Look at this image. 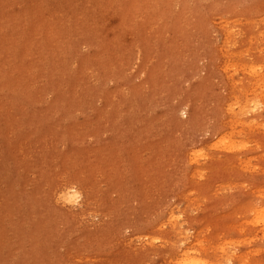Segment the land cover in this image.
I'll use <instances>...</instances> for the list:
<instances>
[{
	"label": "rangeland",
	"instance_id": "rangeland-1",
	"mask_svg": "<svg viewBox=\"0 0 264 264\" xmlns=\"http://www.w3.org/2000/svg\"><path fill=\"white\" fill-rule=\"evenodd\" d=\"M137 1L121 0L99 33L82 20L93 40L71 72L38 79L47 89L4 73L0 264H185V253L190 264H264L263 225L251 220L264 208V92H249L247 71L264 75V0ZM10 12L0 0V26ZM28 26L19 37L32 51L38 26ZM5 33L2 66L20 44ZM247 101L257 106L241 117ZM229 133L242 150L224 145ZM68 186L81 197L67 204L58 195Z\"/></svg>",
	"mask_w": 264,
	"mask_h": 264
},
{
	"label": "bare ground",
	"instance_id": "bare-ground-1",
	"mask_svg": "<svg viewBox=\"0 0 264 264\" xmlns=\"http://www.w3.org/2000/svg\"><path fill=\"white\" fill-rule=\"evenodd\" d=\"M120 1L121 0H5V7H9L10 9H11V12H10V14H11V16H12V18H11V20L9 21V23H7L6 25H2V26H0V42H1V39L2 40H6V39H9L10 38V36L9 35H7L5 32H7V31H10V32H12V35H14V36H17L19 39H20V44H19V46H18V48H17V52L16 53H14V52H7V56H6V60H5V65L4 66H2L3 65V63L1 62L0 64H1V66H2V69L0 68V90L1 91H4L3 90V88L5 89V87H6V89L7 90H10L9 89V86H10V84H7V86H5L4 84H5V82H3V78H4V73H6L7 72V77L8 78H11V74L16 70V69H18V70H20V72H24L25 74H30L29 76L30 77H32L33 79H34V81L33 82H31V78H30V82H31V84H33L34 83V87H33V90H37V92H40V89H47V88H45L44 86H42L40 83H39V81H38V79L39 78H41L42 79V76L43 77H47L48 76V78H50V79H55V78H59V74H60V72H62V70L64 69L65 71H66V73H68L70 70L69 69H71V68H73V63H74V61H75V58L77 57V56H79V53H80V48L82 47V45H84V44H86V42L88 41V42H90V41H92L93 40V38H91V35L88 33L89 32V30L87 31V29L85 28V26L84 25H82L81 24V21L82 20H87V21H90V23H91V26H90V29H91V31H92V28H93V30H95L96 29V31H97V33H99L98 31H103V30H101L102 28H104V26H101V24H102V21L104 20L105 21V19H107V23H108V20H110V19H112V18H116V16L118 15L117 13V10H119L120 9ZM139 1V0H138ZM137 1V2H138ZM144 1H147L148 2V0H144ZM134 2V1H133ZM142 2V1H141ZM135 3V2H134ZM139 3V2H138ZM143 3V2H142ZM124 4H125V2H124ZM141 3H139V5H140ZM148 4V3H147ZM132 6H133V3L131 4ZM20 6V7H19ZM119 6V7H118ZM131 6V7H132ZM30 9H29V8ZM134 8L136 7L137 8V6H133ZM132 7V8H133ZM142 7V6H141ZM118 8V9H117ZM133 8V9H134ZM123 9V8H122ZM133 9H132V11H133ZM138 9H139V7H138ZM5 9H3V11H4ZM137 10V9H136ZM121 11V10H120ZM128 11H129V9H128ZM139 11V10H138ZM134 13V12H133ZM133 13H131V15L133 14ZM136 14H138V13H136ZM132 17V16H131ZM124 18V17H123ZM41 19V21H42V23L40 24V23H38V21ZM127 19V18H126ZM135 19V18H134ZM113 20V19H112ZM118 20V19H117ZM40 21V22H41ZM30 23V24H35V25H37L38 27H36L37 29V31H36V34H33L34 35V37L33 38H29L28 37V42L32 45V51L30 50V47L29 46H27V45H24V43H23V41L21 40V38L19 37V35L21 34V33H23V31L27 34V36H28V34H29V26L27 27V23ZM127 22H128V20H127ZM133 22V21H132ZM122 23V22H121ZM123 23H125V21H123ZM129 23V22H128ZM131 23V22H130ZM118 24V23H117ZM118 25H120V24H118ZM117 25V28L119 27ZM123 25H125V24H123ZM129 25V24H128ZM127 25V26H128ZM31 26H34V25H31ZM99 26L101 27L100 29H99ZM121 26H122V24H121ZM34 27V28H35ZM105 27H106V25H105ZM132 27V26H131ZM95 28V29H94ZM105 29V28H104ZM108 29V28H107ZM121 29V28H120ZM128 29V28H127ZM133 29H134V27H133ZM226 30H227V28H225ZM115 30V32H117L118 33V31H120L121 32V30H118L117 31V29H114ZM114 30H111V28H110V31H114ZM124 30V29H123ZM132 30V29H131ZM35 31V30H34ZM108 31V30H107ZM129 31H130V29H129ZM233 31V30H232ZM231 31V32H232ZM112 32L110 33V34H112ZM125 32V31H124ZM14 33V34H13ZM38 33H41L42 34V36H43V38H42V41H38L37 39H36V37H37V34ZM232 33H234V32H232ZM101 34V33H100ZM102 34H104L103 32H102ZM46 35H50L51 36V38L53 39H51V42H52V46H50V45H48L47 44V42H46V40L44 39V37L46 36ZM108 35H109V33H108ZM235 34H233L232 36H234ZM90 36V37H89ZM105 36V35H104ZM231 36V33L229 34V32L228 33H226V43H228V41H229V39H230V37H232ZM119 36L117 35V38H118ZM251 37V36H250ZM106 38H107V36H106ZM111 38H114V36H111ZM122 38V37H121ZM233 38V37H232ZM231 38V39H232ZM257 39V38H256ZM99 39H97L96 41H98ZM107 40V39H106ZM113 40V39H112ZM95 41V42H96ZM116 41V40H115ZM231 41H229V44H231L230 43ZM258 42V41H257ZM91 43V42H90ZM107 43H108V40H107ZM112 43V42H111ZM102 43L100 42L99 43V45H101ZM108 44H110V43H108ZM89 45V44H88ZM98 45V46H99ZM93 46V45H92ZM94 46H96L95 44H94ZM225 46V45H224ZM224 46H222V48L224 47ZM231 46V45H230ZM105 47H107L106 45H105ZM228 47V46H227ZM249 47V46H248ZM259 47V46H258ZM98 48H100V47H98ZM105 49V48H104ZM255 50L254 51H256V48H254ZM1 50H2V48H1ZM23 50H26L25 52H26V56H25V58L26 59H28V65L26 66V63L24 64V65H22L21 64V61H20V59L17 57V53L19 52V51H23ZM228 50V49H227ZM3 51V50H2ZM25 52H23V54H25ZM226 52V51H225ZM229 54V53H228ZM255 54V53H254ZM81 55V54H80ZM245 55H247V54H245ZM244 54L242 55V56H245ZM33 56V58L34 59H32V58H30V57H32ZM232 56V55H231ZM238 56H239V54H238ZM80 57V56H79ZM78 57V58H79ZM84 57V56H83ZM14 58V59H13ZM232 58V57H231ZM235 58V56H233V59ZM237 58V57H236ZM4 59V58H3ZM84 59V58H83ZM238 59V58H237ZM37 62H36V61ZM77 60V59H76ZM82 62V61H81ZM84 62V61H83ZM77 63V62H76ZM242 63V62H241ZM243 64V63H242ZM36 67H35V66ZM80 65V64H79ZM237 65V64H236ZM76 66V65H75ZM234 66V65H233ZM243 66V68H244V64L242 65ZM240 67V65H238V66H236L235 68H239ZM247 66H245V68H246ZM250 67H253V66H250ZM243 68H241V70L243 69ZM254 68V69H253ZM253 68H248L247 67V71H248V69H251L250 70V72L252 73V78L254 79V78H256L255 79V81H252V82H255V83H251V81H250V83H251V89H250V86H249V89H250V91L249 92H252L251 94H254L255 92H264V85L261 83V81L264 79V75L262 76V75H258L257 74V71L255 70V67H253ZM230 69V68H229ZM232 69H234V68H232ZM231 69V70H232ZM258 69V68H257ZM71 70H73V69H71ZM75 71L74 72H76V68L74 69ZM238 70H240V69H238ZM17 71V70H16ZM15 71V72H16ZM234 71H237L236 69L234 70ZM247 71H243V72H245V73H247ZM254 71V72H253ZM256 71V72H255ZM14 72V73H15ZM18 72V71H17ZM64 72V71H63ZM71 72V71H70ZM233 72V71H232ZM77 73V72H76ZM236 74V73H238V72H233V74ZM259 73V72H258ZM250 73L248 72L247 73V75H249ZM19 75V74H18ZM47 75V76H46ZM65 75V74H64ZM64 75H62L63 77H64ZM72 75V74H71ZM73 75H74V73H73ZM17 76V75H16ZM231 76V75H230ZM28 77V76H27ZM67 77V76H66ZM234 77H235V75H234ZM250 77H251V75H250ZM15 78H17V77H15ZM26 78V77H25ZM69 78V77H68ZM232 78V76L230 77V79ZM251 78V79H252ZM14 79V78H13ZM13 79H11V80H13ZM18 79H19V77H18ZM17 79V80H18ZM61 79H63V78H61ZM70 79V78H69ZM6 79H4V81H5ZM16 80V79H15ZM14 80V81H15ZM17 80H16V82H17ZM27 80V79H26ZM47 80V79H46ZM66 80H67V78H66ZM232 80V79H231ZM231 80H229V82L231 81ZM21 81V80H20ZM57 81V80H56ZM61 82H65V79H64V81H62V80H60ZM233 81V80H232ZM257 81V82H256ZM8 82V81H7ZM15 82V83H16ZM40 82H43L42 80H40ZM4 83V84H3ZM25 83V82H24ZM46 83H47V81H46ZM49 83V82H48ZM56 83V82H55ZM58 83V82H57ZM67 83H68V81H67ZM261 83V84H260ZM22 84V83H21ZM60 82L58 83V86L60 87ZM63 84V83H62ZM230 85H232V83L230 82L229 83ZM16 85H18L19 86V83L17 84L16 83ZM53 85V84H52ZM55 85V84H54ZM236 84H233L232 86H231V89H232V91H233V95H235L234 93V91H235V89H236V86H235ZM21 86V85H20ZM32 86V85H31ZM57 86V87H58ZM22 87V86H21ZM53 87V86H52ZM244 87V86H243ZM242 87V88H243ZM10 88H13L12 86H10ZM17 88L18 87H16V90H14V91H17ZM54 88V87H53ZM61 88V87H60ZM5 89V90H6ZM19 89H22V88H18V90ZM33 90L31 89L30 90V92H33ZM50 90V89H49ZM240 90H241V87H240ZM245 90V89H244ZM14 91H11V92H14ZM21 91V90H20ZM24 91V90H23ZM26 92H29V91H27L26 90ZM237 93H239V91H236ZM246 92H248V91H246ZM254 92V93H253ZM3 93V92H2ZM15 93V92H14ZM22 93H24L25 94V92H22ZM243 93V92H242ZM16 94V93H15ZM23 94V95H24ZM247 94V93H246ZM250 93H248V95H249ZM250 94V95H251ZM7 95V94H6ZM6 95H4L3 97H6L7 98V96ZM17 95V94H16ZM239 94H237L236 95V97H234V99L236 100V98H237V96H238ZM249 95V96H250ZM255 95V94H254ZM253 95V96H254ZM15 96V95H14ZM9 97V96H8ZM18 97V96H17ZM239 97V96H238ZM12 98V97H11ZM21 98V97H20ZM19 98V99H20ZM8 99V98H7ZM18 99V98H17ZM10 100V99H9ZM12 100H15L14 98L12 99ZM11 100V101H12ZM3 101L5 102L6 100L3 98ZM18 101H20V100H18ZM252 101V100H251ZM250 101V102H251ZM10 102V101H9ZM15 102H16V100H15ZM238 101L236 100V103H237ZM253 102V101H252ZM11 103V102H10ZM21 103V102H20ZM240 103V102H239ZM249 101H247V103H245V106L244 105H241V106H239V112H237L238 114L240 113L241 114V117H243V115L244 114H246V112H248L249 111V108L248 107H251L252 105H253V107H255V106H257V104L256 105H254V104H249ZM238 105V104H237ZM6 106V105H5ZM230 107V106H229ZM230 108H233V106H231ZM181 108H174V111H179ZM251 109V108H250ZM230 110H232L233 112H234V108L233 109H229L228 111H229V113H230ZM231 111V112H232ZM232 112V113H233ZM236 113V112H235ZM234 113V114H235ZM250 113V112H249ZM238 114H237V116H238ZM243 114V115H242ZM235 116H236V114H235ZM245 116H247V115H245ZM200 117V116H199ZM239 117V116H238ZM194 118H196V116H194ZM197 119V118H196ZM200 119V118H199ZM198 119V122L200 123V120ZM249 119H251V118H249ZM178 122H179V120H178ZM197 122V121H196ZM233 123H236V125H235V127H233V128H235L236 129V127L239 125V123H241L239 120H237V121H232ZM2 123V122H1ZM232 123V124H233ZM231 124V125H232ZM243 124H245V125H247V126H249V127H251V129H252V127H256L257 126V124H255V122H252V121H250V120H247V121H244V123ZM242 124V125H243ZM180 125H182V123L180 124ZM185 125V124H184ZM196 125H197V123H196ZM183 126V125H182ZM182 126H180V127H182ZM234 126V125H233ZM184 127V126H183ZM185 128H187V127H185ZM184 128V129H185ZM244 128H247V127H243V128H239L240 129V132L241 133H245V132H242L241 131V129H244ZM250 129V128H249ZM250 129V130H251ZM256 129V133L257 132H260V131H257V127L255 128ZM238 130V129H237ZM234 131V133L235 132H237V131H235V130H233ZM232 131V132H233ZM239 132V131H238ZM237 132V133H238ZM253 132H254V130H253ZM234 133H229V134H226V135H224L223 136V138H222V142L224 143V145L226 146L227 145V148L229 149V150H232V152H233V150H235L236 151V149L238 150L239 148H241V147H238V146H240V145H238V143H241V139H240V142L239 141H237L236 139H235V136H234ZM240 133V134H241ZM239 134V135H240ZM251 134H252V132H251ZM238 135V134H237ZM238 135V136H239ZM245 135V134H244ZM240 138H243L244 139V136L242 135V137L241 136H239ZM250 137V136H249ZM258 138L260 137V136H257ZM258 138L256 139V140H258ZM261 138V137H260ZM261 140V139H260ZM258 141V142H260L261 144H260V146L261 147H264L263 146V144L264 143H262L261 141ZM264 141V140H263ZM242 142H243V144L244 145H246L247 144V140H245V141H243L242 140ZM257 142V143H258ZM254 144H256V143H254ZM238 145V146H237ZM244 145H243V147H244ZM259 145V144H258ZM235 146H237L236 148H235ZM259 146V147H260ZM258 147V146H257ZM246 148V147H245ZM245 148H243V149H245ZM240 150H242V148L240 149ZM234 151V152H235ZM239 151V150H238ZM238 151H236V152H238ZM239 154V153H238ZM238 156V155H237ZM237 156H235V157H237ZM239 159H237V161H238ZM219 161V160H218ZM234 161V160H233ZM61 191H63L62 193H61V195L59 196L58 195V197H59V199H62L64 202H67V204L68 203H72V202H74L75 200H77L78 198H80L81 196L79 195V194H81L80 192H79V190L77 191V189H76V187H73V186H68V187H66V188H64L63 190H61ZM60 191V192H61ZM261 196V195H260ZM252 211H253V214H255V216L257 217V219H255L254 221H253V219H251L252 220V222H255V224H254V226H256V224H257V227L258 226H260L261 227V225H263L262 227H261V229L260 228H258V229H260L262 232H264V208L263 209H261V210H257V209H252ZM251 215H252V213H251ZM250 215V216H251ZM254 216V215H253ZM252 216V217H253ZM254 216V217H255ZM251 217V218H252ZM251 223V222H250ZM252 224V223H251ZM250 224V225H251ZM252 226V225H251ZM174 228H176V229H174V232H175V230H176V234L175 235H180V233L177 231L178 229H177V227L175 226ZM255 228V227H254ZM253 227H252V229H254ZM259 231V230H258ZM263 234V233H262ZM264 236V235H263ZM264 239V238H263ZM262 239V240H263ZM177 257H179V258H177L178 259V261L180 260L181 262H183V261H185V262H187V263H185V264H190V261H189V258H188V253H185L184 254V259H181V258H183V256H181V254L180 255H176ZM175 258V259H176ZM189 262V263H188ZM192 264H196V262H191ZM179 264V263H178Z\"/></svg>",
	"mask_w": 264,
	"mask_h": 264
}]
</instances>
